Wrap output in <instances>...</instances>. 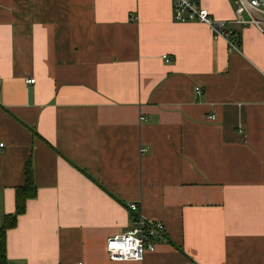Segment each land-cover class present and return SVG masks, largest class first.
<instances>
[{"label":"crops","instance_id":"obj_1","mask_svg":"<svg viewBox=\"0 0 264 264\" xmlns=\"http://www.w3.org/2000/svg\"><path fill=\"white\" fill-rule=\"evenodd\" d=\"M200 2L235 18L233 0ZM172 7L0 0V228L29 163L37 187L7 264H264V35L231 51ZM138 215L168 243L111 261Z\"/></svg>","mask_w":264,"mask_h":264},{"label":"built area","instance_id":"obj_2","mask_svg":"<svg viewBox=\"0 0 264 264\" xmlns=\"http://www.w3.org/2000/svg\"><path fill=\"white\" fill-rule=\"evenodd\" d=\"M233 6L235 18L231 21H218L201 6L200 0H173V20L182 24H204L212 30L216 39H224L231 51H239L236 39L242 29L255 28L264 35V0H233ZM166 59L170 60L169 57ZM34 83L35 80L28 81V84ZM195 91L197 95L203 94L201 87H196ZM209 119L214 120L215 116L211 115ZM4 147L5 144L0 143V149ZM129 209L133 213L139 212L137 204L130 205ZM161 243H168L164 224L138 215L133 227L125 234L108 239L105 248L111 261L143 262L145 256L155 253Z\"/></svg>","mask_w":264,"mask_h":264},{"label":"trees","instance_id":"obj_3","mask_svg":"<svg viewBox=\"0 0 264 264\" xmlns=\"http://www.w3.org/2000/svg\"><path fill=\"white\" fill-rule=\"evenodd\" d=\"M37 197L32 165L26 167V179L22 186L15 190V212L4 218L0 228V264H7V233L17 226L18 218L26 212L27 202Z\"/></svg>","mask_w":264,"mask_h":264}]
</instances>
